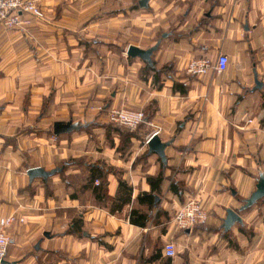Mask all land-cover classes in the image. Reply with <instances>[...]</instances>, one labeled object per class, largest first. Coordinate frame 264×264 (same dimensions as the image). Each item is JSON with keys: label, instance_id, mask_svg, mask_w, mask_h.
Returning a JSON list of instances; mask_svg holds the SVG:
<instances>
[{"label": "crops", "instance_id": "1", "mask_svg": "<svg viewBox=\"0 0 264 264\" xmlns=\"http://www.w3.org/2000/svg\"><path fill=\"white\" fill-rule=\"evenodd\" d=\"M33 1L51 14L50 0ZM153 1L138 7L141 19L132 21L131 32L143 43L128 46L149 49L156 34L166 32L152 60L157 70H168L156 77L141 59L115 51L123 43L118 37L109 46L105 40L94 58L84 44L92 24L75 38H61L68 29L63 20L0 26V219L15 218L5 229L10 244L4 264H51L48 258L57 255L66 260L55 264H165L166 242L180 247L170 264H264V197L242 210L264 183V0ZM178 1L186 8L173 32L171 9ZM219 54L228 58L225 72L186 74L189 60ZM255 76L262 85L256 90ZM93 99L105 108L142 111L146 121L130 139L116 134L109 145L102 120L88 113ZM58 121L81 129L56 137ZM99 127L93 139L90 132ZM155 131L169 143L165 165L145 144ZM68 157L114 169L107 195H116L119 175L132 188L131 203L110 214L92 203L60 200L56 191L45 197L28 169L51 171ZM160 172L164 181L154 204L162 214L143 228L130 224L132 209L147 212L134 202L150 192L146 178ZM52 183L58 191V179ZM193 197L207 221L180 231L174 214ZM228 209L242 224L226 235L221 229ZM77 216L82 235L66 234Z\"/></svg>", "mask_w": 264, "mask_h": 264}, {"label": "rangeland", "instance_id": "2", "mask_svg": "<svg viewBox=\"0 0 264 264\" xmlns=\"http://www.w3.org/2000/svg\"><path fill=\"white\" fill-rule=\"evenodd\" d=\"M157 1L158 0H154L153 3L154 2L158 3ZM48 2H50L49 5L52 8L50 11L51 14H49L48 16L44 15L45 16L44 20H46L47 22L51 20H60V21L63 20L64 25L68 28L63 30L64 32L62 33L61 38H66V37L75 38V35L80 33L82 29H84L89 24H92L91 27L92 30L91 31L87 30L86 32V39L87 41L88 40L90 41H88L89 43H84V44L86 46L91 47L90 50L93 54V57L95 56L94 54L96 51H101L100 45L104 44L105 40L108 41L107 46H109L113 40L117 39V37L121 38L120 40H122L123 42L121 44L122 45L121 49L119 51L115 49L116 52L118 53L121 52V54H125V50L129 44L143 43V41H140L137 38V35L131 32L133 19L136 17H140L141 19V16L137 14V11H140L138 10L137 0H52V1L50 0ZM185 8H186L185 6H181L179 1L175 2V4L173 5L171 9V12L173 13L171 18L172 25H170L171 30L173 32L174 30H176L175 26L180 21H182V13L185 10ZM122 9L124 12H122ZM105 12H107V14H103ZM164 33L162 32L157 33L155 37L156 40L157 41L159 40L160 42L165 40L166 38L164 39L161 37V35H163ZM159 49H160V45L155 53H157ZM85 50L88 51V48H85ZM155 53L153 54V56L155 55ZM92 62H93L92 66L94 68H96V66L99 65V62H97L96 64L94 59L92 60ZM87 108H88V113H90L92 117H96V119L102 120L101 123L104 124V128L102 129L103 139H107L109 145L112 142L111 140L112 136L119 134L120 137H123L124 135H127V133H131V131H128L127 129L110 124L106 111H108L111 108H106L105 111L100 110V109H104V105L97 102L96 99H93ZM115 109H121V108H115ZM100 128L101 127H99L96 130L94 129L90 132L91 135L93 136V139H99L98 134ZM119 147L121 146L119 145ZM79 159L80 158L68 157L56 165V166H62L64 162L69 161L71 163L73 161H76L73 163L74 165L69 167L67 172L64 175H62L63 177L55 176V178L58 179L59 182L58 184L60 188L58 189V191L54 189L53 194L56 191L59 197L58 199L60 200L66 197L72 200L71 194H75L77 197L76 201L83 205L86 203H91L93 199L89 191L81 190V187L84 184L85 172H83V170L80 168V163L78 162ZM64 181H67L70 187H67ZM56 185L57 184L52 183L50 188L51 187L55 188ZM50 188L49 187L47 188L48 189L47 193H51ZM78 219L80 218H78L77 216L72 222ZM162 245H163L162 243L161 244L158 243V247L160 249L162 248ZM178 249H180L179 246L176 247V252L178 251ZM61 258L66 260L63 255L62 257H60V255H57L52 258L49 257L48 261L51 264H55L53 262Z\"/></svg>", "mask_w": 264, "mask_h": 264}, {"label": "built area", "instance_id": "3", "mask_svg": "<svg viewBox=\"0 0 264 264\" xmlns=\"http://www.w3.org/2000/svg\"><path fill=\"white\" fill-rule=\"evenodd\" d=\"M44 21L45 16L41 8L33 0H0V26L5 30L21 29L29 25L30 20ZM228 58L226 55L219 54L214 60L207 57L194 58L188 61L185 67L186 74L193 77H203L209 72L221 74L226 71ZM100 109V110H104ZM107 112L110 124L135 131L138 126L145 123V115L142 111L130 109L111 108ZM155 131L152 135H157ZM151 135V136H152ZM150 136V137H151ZM150 137L145 141L148 144ZM98 185V181H95ZM207 211L203 208L200 200L189 198L174 214L173 225L180 231H191L196 226L204 225L207 221ZM15 221L14 217L0 219V264L7 256L10 239L5 233ZM22 222V219L19 220ZM165 258L173 259L176 257L175 245L166 242L162 249Z\"/></svg>", "mask_w": 264, "mask_h": 264}, {"label": "trees", "instance_id": "4", "mask_svg": "<svg viewBox=\"0 0 264 264\" xmlns=\"http://www.w3.org/2000/svg\"><path fill=\"white\" fill-rule=\"evenodd\" d=\"M203 21H205V19H203ZM161 37H162V35H161ZM152 62H153V60H152ZM167 70H168V66H165V67L157 70L154 66V62H153V66H149L147 64L145 66V71L147 72V74H154L155 77L158 76L160 73H164V72L166 73ZM180 92L185 93L184 90H180ZM140 126H138V128ZM131 137H133V132L127 133V135H124L123 137H121V139H123V140L124 139H130ZM122 150L123 149H121V151ZM74 162H76V161H73L71 163L68 161V162H64L62 166H57L55 169H61L62 168L61 171L55 173L54 176L48 178L47 180L39 179L43 184V188L45 191V197L48 198V197L53 196L54 187L50 188V186L52 184V178L55 176L64 175L67 172V170L69 169V167L74 165L73 164ZM78 162L80 163V168L83 170V172H85L84 184L82 185L81 190L82 191H89L91 193V196L93 199V201L91 202L92 205L106 208L110 214H115L117 212L122 211V209L125 206H127L131 203L132 188L128 185L127 181L123 180L121 178V176H119V175H118V189H117L116 195L112 198L107 195V176L109 174H117V172L114 169L106 168L104 166H98V165H89L82 158H80ZM146 180H147V183L149 184V186L151 188L150 192L139 194L136 197V199L134 200V202L141 207L145 206L147 208V212H143L140 209H132L130 211V215H129V223L132 225L142 227V228L147 226V223L149 222L150 218L153 215L156 218V217H158V215L162 214L161 211L157 209V204L156 205L154 204V200H155L154 194H159L161 191V185L164 181L163 174L160 172L158 176L147 177ZM95 181H98L97 186L95 185ZM64 182L67 185V187H70V185L67 181H64ZM48 187L51 189V191H50L51 193H47ZM71 199L76 200L77 199L76 195L71 194ZM81 226H82L81 219L74 221L73 227L68 229L66 231V234L82 235ZM201 226H203V225H201ZM196 227H198V226H196ZM221 230L226 235L229 233V231L225 232L223 229H221ZM92 239L94 240V238H92ZM159 253H160V251H159ZM159 256L156 255V258H159ZM166 259L167 260H166L165 264H170V262H171L170 258H166Z\"/></svg>", "mask_w": 264, "mask_h": 264}, {"label": "water", "instance_id": "5", "mask_svg": "<svg viewBox=\"0 0 264 264\" xmlns=\"http://www.w3.org/2000/svg\"><path fill=\"white\" fill-rule=\"evenodd\" d=\"M149 1L150 0H139L138 7L140 9H146L148 7ZM166 36L167 35L164 34L162 35V38H166ZM159 45H160V41H158L154 46L146 50L140 49L135 46H128V48L126 49V56L133 59L139 58L147 65L153 66L152 56L159 48ZM261 87H262L261 83L257 81V77L255 76L254 90L260 89ZM80 129H81V125H79L78 123H73L72 121H68V122L58 121L53 123L52 126L53 135L56 137L70 134ZM147 146H148V152L155 153L159 157L162 164L165 165L167 162L165 157V149L169 146V143H163L161 142L158 135H152L150 137ZM60 171L61 169H53L51 171H45L42 168H31L28 169L27 176L30 182H32L35 179L47 180L48 178L54 176L55 173ZM262 197H264V183L262 181H259V183L257 184V191L252 195L251 199L247 202V205L242 208V210L248 208V206L252 205ZM155 200L157 201L158 199L156 198ZM235 223L242 224V220L237 213L228 209L226 211V217L222 224V229L225 232H227L231 229V227ZM44 236L49 237L48 233H45ZM38 248H39V243H37L35 250H38ZM1 264H4V261H2Z\"/></svg>", "mask_w": 264, "mask_h": 264}]
</instances>
